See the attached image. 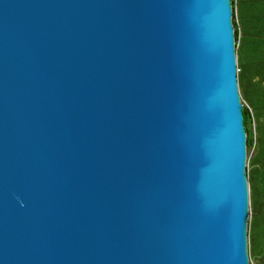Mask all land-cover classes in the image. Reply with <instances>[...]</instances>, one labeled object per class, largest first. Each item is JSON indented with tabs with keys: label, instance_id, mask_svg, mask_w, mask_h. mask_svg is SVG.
Wrapping results in <instances>:
<instances>
[{
	"label": "water",
	"instance_id": "95a60500",
	"mask_svg": "<svg viewBox=\"0 0 264 264\" xmlns=\"http://www.w3.org/2000/svg\"><path fill=\"white\" fill-rule=\"evenodd\" d=\"M230 0H0V264H249Z\"/></svg>",
	"mask_w": 264,
	"mask_h": 264
},
{
	"label": "rangeland",
	"instance_id": "374dc122",
	"mask_svg": "<svg viewBox=\"0 0 264 264\" xmlns=\"http://www.w3.org/2000/svg\"><path fill=\"white\" fill-rule=\"evenodd\" d=\"M230 3L235 23L239 98L242 112L247 109L250 118L248 130L245 129L247 254L249 264H264V0H230ZM247 137L251 140L249 145Z\"/></svg>",
	"mask_w": 264,
	"mask_h": 264
},
{
	"label": "trees",
	"instance_id": "16d2710c",
	"mask_svg": "<svg viewBox=\"0 0 264 264\" xmlns=\"http://www.w3.org/2000/svg\"><path fill=\"white\" fill-rule=\"evenodd\" d=\"M233 18V17H232ZM233 25L235 26V23L233 22ZM236 33V30H235ZM239 67V66H238ZM243 123L245 125V129L248 130L247 124L249 123V113L247 109H243ZM251 143V140L249 139V137H247V145H249Z\"/></svg>",
	"mask_w": 264,
	"mask_h": 264
},
{
	"label": "built area",
	"instance_id": "2783aa9c",
	"mask_svg": "<svg viewBox=\"0 0 264 264\" xmlns=\"http://www.w3.org/2000/svg\"><path fill=\"white\" fill-rule=\"evenodd\" d=\"M237 70H239V69L237 68Z\"/></svg>",
	"mask_w": 264,
	"mask_h": 264
}]
</instances>
